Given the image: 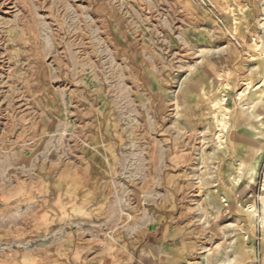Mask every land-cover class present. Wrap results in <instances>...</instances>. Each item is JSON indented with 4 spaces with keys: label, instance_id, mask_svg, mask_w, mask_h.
Masks as SVG:
<instances>
[{
    "label": "rangeland",
    "instance_id": "374dc122",
    "mask_svg": "<svg viewBox=\"0 0 264 264\" xmlns=\"http://www.w3.org/2000/svg\"><path fill=\"white\" fill-rule=\"evenodd\" d=\"M165 234L264 264V0H0V264Z\"/></svg>",
    "mask_w": 264,
    "mask_h": 264
},
{
    "label": "crops",
    "instance_id": "0c3cea01",
    "mask_svg": "<svg viewBox=\"0 0 264 264\" xmlns=\"http://www.w3.org/2000/svg\"><path fill=\"white\" fill-rule=\"evenodd\" d=\"M175 235H179V232ZM150 236H153V234L151 233ZM83 246V250H93L92 243L83 244ZM100 249L104 250L105 247L102 246ZM190 250L191 246L189 244L178 238L168 240L165 234L160 239H148L143 242L139 248L135 264H192L189 259ZM163 251H165V257H162ZM85 262L87 264L89 262L88 259Z\"/></svg>",
    "mask_w": 264,
    "mask_h": 264
},
{
    "label": "bare ground",
    "instance_id": "6f19581e",
    "mask_svg": "<svg viewBox=\"0 0 264 264\" xmlns=\"http://www.w3.org/2000/svg\"><path fill=\"white\" fill-rule=\"evenodd\" d=\"M225 121V120H224ZM219 137V136H218Z\"/></svg>",
    "mask_w": 264,
    "mask_h": 264
}]
</instances>
